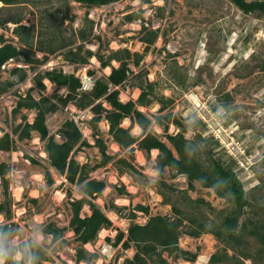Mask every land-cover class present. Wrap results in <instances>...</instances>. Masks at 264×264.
I'll return each mask as SVG.
<instances>
[{
  "label": "rangeland",
  "instance_id": "obj_1",
  "mask_svg": "<svg viewBox=\"0 0 264 264\" xmlns=\"http://www.w3.org/2000/svg\"><path fill=\"white\" fill-rule=\"evenodd\" d=\"M67 7L69 15L74 16L75 20L69 18L61 23L59 19ZM15 13L21 14L22 23L31 28L33 49L38 58L42 59L46 54L38 50L39 34L45 39L52 32L61 30L68 42L71 39L74 42L50 55L49 60L38 65L37 70L15 60L3 66V81L11 78L10 71L17 66L25 67L29 77L7 92L0 93V137L5 132L12 133L13 127L23 121L24 114L30 122L34 121L35 111L24 108L14 114L13 109L18 95H25L33 86L32 78L36 71L62 68L65 72L82 76L85 71L92 69L95 71L92 77L98 78L108 75L111 67H102L96 56L91 58L89 64H73L65 58L64 52L70 47L76 48L82 42L86 48L105 55L127 47L132 52L143 53L144 57L139 66L131 65L133 73L123 86H119L121 100H136L141 92L137 85L147 86L148 82H152V103L138 105V108L153 118V114H159V99H172L161 114L172 112L174 117L182 121L187 139L200 140L201 135L211 147L213 155L226 164L231 163L241 180L251 204L244 208L240 222L249 217H264V210L261 209L264 206V16L256 12L245 13L232 0H151L149 3L119 0L90 7L75 0H21L18 4L5 7V3L0 0V35L3 34L18 46L22 43L13 32L16 24L10 21ZM131 13L139 14L141 18L128 20ZM86 16L93 23L88 22ZM83 25L92 28L85 40L75 34ZM150 29H157L158 36L146 50L147 43L142 41V37ZM112 64L118 66L119 62L113 61ZM46 85V95L67 94L65 87L57 88L54 83ZM227 93L233 97L231 102L224 99ZM33 95L39 98L40 92L34 90ZM224 102L228 104L225 106ZM104 105L111 108L105 101ZM92 116L89 108L80 110L73 103L67 106L61 104L56 112L47 116V125L50 134H55L61 141L63 138L57 131L66 119H75L84 138L91 144L78 147L76 157L81 163L94 165L102 156L94 145L96 136L89 124ZM130 125L131 120L126 118L123 126ZM135 127L136 124L132 133L138 136L142 131H136ZM181 129L170 123L169 129L165 131L155 118L150 127L173 149L176 156L177 152L166 134H176ZM100 135L106 140L109 153L116 158L91 173L92 178L106 182L105 190L94 201L113 221L112 227L102 229L96 240L83 245L87 250L97 252L99 257L91 263L76 260V250L82 244L69 226L73 216L71 200L83 195L77 185H72L51 167L45 152V142L37 131H33L32 137L24 140L12 135L15 142L11 149L0 151V162L10 166L7 177L11 202L9 217L0 212V225L7 223L11 226V234L6 238L10 248L0 252V264L5 263L12 248L30 240L47 247L52 260L44 261L43 264H124L125 259L134 256L135 248L124 249L122 244L115 246L114 240L108 241L107 237L115 239L119 229L127 233L131 223L128 213L136 209L138 204L149 206L150 209L149 214L135 210V222L141 224L157 214L175 218L172 203L190 211L195 207L194 200L197 198H204L218 211L231 206L212 188L202 187L198 182H195L194 190L190 189L186 175L175 174L168 167L162 176L159 175L155 167L159 152L152 149L148 155L136 149L130 154L128 149L121 148L113 140L106 120L100 122ZM120 157H127L138 172L121 173L119 169L123 165L117 162ZM32 158L38 162H33ZM231 158L236 161L232 163ZM47 171L53 175V184L46 178ZM163 182L173 188L169 189ZM123 185L127 193H120L119 189ZM69 189L72 191L71 196L68 194ZM160 191L167 192L171 203L164 202ZM5 199L0 176V202ZM114 203L127 208L120 214L113 208ZM201 210L208 221L219 220V213L212 214L206 207ZM90 214L89 206L85 205L82 216ZM50 222L68 227L64 236L55 242H52V235L43 233L44 227ZM188 224L184 220L182 228L186 229ZM248 239L255 245L254 237ZM179 246L197 252L198 257L190 261L177 259L164 252L163 256L173 264H210L211 256L224 251V248H227L230 256L235 254L240 257L211 233H204L200 237L181 234ZM13 256L20 259L22 254L15 250ZM234 263L229 259L218 264ZM246 263L251 264L252 261L247 259Z\"/></svg>",
  "mask_w": 264,
  "mask_h": 264
},
{
  "label": "trees",
  "instance_id": "obj_2",
  "mask_svg": "<svg viewBox=\"0 0 264 264\" xmlns=\"http://www.w3.org/2000/svg\"><path fill=\"white\" fill-rule=\"evenodd\" d=\"M5 7L18 4L21 0H2ZM90 7L92 5L101 6L116 2L119 0H75ZM149 3L151 0H142ZM233 3L245 13H258L264 16V0H232ZM59 13L56 12L57 16ZM140 15L131 13L128 20L139 18ZM58 18V17H57ZM74 21L75 17L69 15V7L62 13L59 21L62 23L65 19ZM86 20L90 23L93 21L86 16ZM141 18V17H140ZM55 19V17H54ZM21 14L15 13L10 19L16 24L14 34L18 36L21 46L9 41L3 34L0 35V93H5L13 88L17 83L25 82L29 73L25 67L17 66L10 71L11 78L1 80L3 66L10 60L16 62H24L29 64V68L37 70L38 65L49 60L50 55L55 54L57 50L73 44V39L67 41L62 31L52 32L51 36L42 39L39 34L38 46L39 51L46 53L43 58L36 57L34 47V36L31 28L22 23ZM92 28L83 25L76 31V35L82 40L87 39ZM48 33V32H47ZM158 36L157 29L148 30L142 37V41L147 43L146 50L153 44ZM68 42V43H67ZM24 45V46H23ZM65 58L73 64L86 65L89 64L92 57L96 56L101 61L102 67H111L108 75L95 78L94 86L91 90H82V80L74 72H65L62 68L46 69L44 71H36L32 78L33 86L30 87L25 95L19 94L16 106L13 109L14 114L21 112L22 109L33 110L36 117L33 122L27 119V115H23V121L15 125L12 133L5 132L0 137V151L11 149L15 140L12 135L17 136L19 140L32 137L33 131L40 134L41 140L45 142V152L51 167L64 176L72 185L79 187L81 198L71 200L73 216L69 226L76 235V239L81 242L76 250V260L91 263L95 261L99 254L92 252L83 247L84 244L97 239L100 231L104 228H110L113 221L107 216L103 209L94 200L99 197L106 188L104 180L91 177V173L98 168L112 163L116 158L115 155L109 153V147L106 140L100 135V122L106 120L109 123V133L113 140L123 149H128L130 154L136 149L143 150L149 155L152 149H158L159 153L156 159V169L159 175H163L166 168H170L175 174L186 175L190 189H195V182L200 183L202 187L212 188L216 194L225 198L230 207L225 210L218 211L210 202L204 198L194 200L195 207L192 211L181 208L177 203H172V210L175 218L166 215L150 216L145 224L135 222L137 212L143 211L149 214V206L138 204L136 209L130 210L128 217L131 220L127 233L121 229L118 230L115 239L107 237L108 241L114 240L113 244L118 246L122 244L124 249L135 248V254L131 258L125 259L124 264H173L163 256L164 252H168L175 258H184L186 260L195 261L198 253L190 250L182 249L179 246V237L181 234H188L193 237H200L204 233H211L219 240L226 244L229 248L235 250L240 257L232 255L224 251L215 253L210 258V264H218L227 260L235 261L234 264H249L246 260L252 261L251 264H264V217L261 219L249 217L242 223L243 210L251 202L246 195L241 180L231 167V163L226 164L224 161L216 158L210 146L206 144V140L200 135V140L187 139L185 137L186 127L182 121L173 116L172 112L161 114L167 104L172 99L163 97L159 99L161 107L159 114H153L156 123L163 126L164 130L169 129L170 123L182 128L176 134H166L167 139L177 152L175 155L173 149L162 140L155 132L150 130L153 124V118L138 108L147 106L152 103L150 95L153 94L154 84L148 82L147 86L137 85L141 92L136 100L130 99L125 102L120 98L119 86H123L128 80L133 69L140 65L143 59V53L132 52L129 48L124 47L109 54H101L95 52L91 48H86L82 42L76 48L70 47L64 52ZM113 61L119 62L118 66L112 64ZM264 68V65H263ZM89 75L94 76L95 71L88 70ZM45 79L50 80L57 85V88L65 87L67 94L55 93L53 96L46 95L44 92L47 88ZM38 90L40 97L36 98L33 91ZM227 101H232L233 97L229 93L224 96ZM107 102L111 108L104 105ZM73 103L78 109H90L93 116L89 120V124L94 132L95 146L101 152V160L94 165L90 163H81L77 157V148L80 146H91L84 138L83 132L75 119L69 118L64 121L57 133L63 138L61 141L56 138L55 134H50L47 125V116L56 112L60 105L67 106ZM225 106L228 102H224ZM129 118L131 125L123 126V121ZM137 124L141 127L142 132L137 136L132 133L133 126ZM33 162H38L32 158ZM236 160L231 158V162ZM117 162L123 166L119 169L124 172H138L134 164L127 157H120ZM10 166L5 162H0V176L4 186L5 201L0 202V212H4L7 217L11 215L9 200V179L7 174ZM127 170V171H126ZM46 178L50 184L54 183L53 175L50 171L46 172ZM169 189L173 188L163 182ZM120 193H127L125 185L120 187ZM164 197L166 204L171 203V198L166 191H160ZM69 196L72 191L69 189ZM88 205L91 214L82 216V210ZM120 214L127 208L126 206L112 205ZM202 207H206L212 214L219 213V220H207L202 211ZM264 210V206H261ZM184 220L189 222L186 229L182 228ZM249 225L251 227H249ZM68 227H60L55 222H50L43 229V233L52 235V242L61 239ZM0 234L2 243L0 244V252L10 248L6 238L11 234V226L9 224L0 225ZM248 237H254L255 245ZM21 252L20 259L14 258V252ZM52 258L48 253L47 247L30 240L28 243H21L17 247L10 250L4 264H43L44 261H51ZM111 264V263H109Z\"/></svg>",
  "mask_w": 264,
  "mask_h": 264
},
{
  "label": "built area",
  "instance_id": "obj_3",
  "mask_svg": "<svg viewBox=\"0 0 264 264\" xmlns=\"http://www.w3.org/2000/svg\"><path fill=\"white\" fill-rule=\"evenodd\" d=\"M78 76V75H77ZM82 80V90H91L94 86L95 79L89 75L87 71L82 76H78Z\"/></svg>",
  "mask_w": 264,
  "mask_h": 264
},
{
  "label": "crops",
  "instance_id": "obj_4",
  "mask_svg": "<svg viewBox=\"0 0 264 264\" xmlns=\"http://www.w3.org/2000/svg\"><path fill=\"white\" fill-rule=\"evenodd\" d=\"M45 82H46V81H45ZM46 83H47V82H46ZM51 84H52V83H51ZM138 127H139V126L136 124V127H135V130H136V131H138V130H140V129H141V128H140V129H138ZM141 131H142V129H141ZM157 151L159 152V150H158V149H157Z\"/></svg>",
  "mask_w": 264,
  "mask_h": 264
},
{
  "label": "bare ground",
  "instance_id": "obj_5",
  "mask_svg": "<svg viewBox=\"0 0 264 264\" xmlns=\"http://www.w3.org/2000/svg\"><path fill=\"white\" fill-rule=\"evenodd\" d=\"M46 82L48 83V84H51V81L50 80H48V79H46ZM139 126V125H138ZM141 127L139 126L138 127V129H140ZM154 150H157V149H154Z\"/></svg>",
  "mask_w": 264,
  "mask_h": 264
},
{
  "label": "clouds",
  "instance_id": "obj_6",
  "mask_svg": "<svg viewBox=\"0 0 264 264\" xmlns=\"http://www.w3.org/2000/svg\"><path fill=\"white\" fill-rule=\"evenodd\" d=\"M0 45H1V43H0ZM90 76H92V75H90ZM94 79H95V77H93ZM89 243H91V242H89Z\"/></svg>",
  "mask_w": 264,
  "mask_h": 264
}]
</instances>
